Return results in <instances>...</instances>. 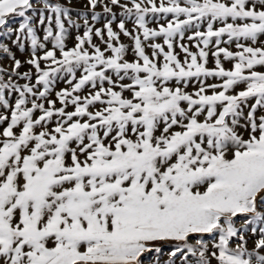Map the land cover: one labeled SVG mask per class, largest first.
I'll return each mask as SVG.
<instances>
[{"label":"snow or ice","instance_id":"snow-or-ice-1","mask_svg":"<svg viewBox=\"0 0 264 264\" xmlns=\"http://www.w3.org/2000/svg\"><path fill=\"white\" fill-rule=\"evenodd\" d=\"M98 6L0 0V264H264V0Z\"/></svg>","mask_w":264,"mask_h":264},{"label":"rangeland","instance_id":"rangeland-1","mask_svg":"<svg viewBox=\"0 0 264 264\" xmlns=\"http://www.w3.org/2000/svg\"><path fill=\"white\" fill-rule=\"evenodd\" d=\"M61 3H63L66 7L70 8L71 10V15L73 20L75 21V23L80 25L79 30L75 29V28H71L68 27V25L66 24V28H68V38L66 41L67 47L68 48H72L75 44V37L77 35H82L83 31H84V16L87 17V19L89 20V24L92 25L94 24L95 28H103L104 23L111 18V16L109 14H105L103 12V7L102 6H98L97 9L95 10L97 13L100 14V19L97 21H92L91 17H92V12L86 8L85 6L87 5L88 0H60ZM105 2H107V0H105ZM122 3L125 2V0H121ZM121 9L118 7H113V12L116 13L117 19L116 21L113 23V29L114 31H119L117 24L119 23V20L121 18L120 14H121ZM159 23H164L163 20L159 21ZM126 27L131 31L134 28V23L132 21H128L126 23ZM149 27H157V23L153 22L150 18H149ZM38 35L42 38L43 36V31L42 28L41 30L38 32ZM106 35H105V39H106ZM120 42L123 43L128 49V54H127V59L129 61L133 60V53H132V45H133V41L129 38V37H125L123 34L120 35ZM158 42H162V41H158ZM0 43H6L8 44V46L11 48V51L13 52V54L15 55L16 59H19L22 63V67L19 69V71L21 73L29 71L31 66L28 65L26 63V61L28 59L31 58L30 56V45H26L25 51L21 52L19 51L15 46L12 45L10 40H7L6 38H0ZM93 43L99 45L101 47V49L103 50L105 48V45L101 43L100 39L97 37H93ZM48 47L51 48V44H48ZM232 51H236L235 45H232L231 47ZM146 51L148 52L149 55H151V50L150 49H146ZM177 51H179V49H177ZM192 51H197V49L195 47H192ZM42 55L41 53H38ZM107 54V53H106ZM57 55H59V53H57ZM181 59H183V54H181ZM12 61L11 59H9L6 54H0V67H3L9 71H11L10 65H11ZM42 67H45L44 62H41ZM208 67L209 68H214V61L213 58L209 57V63H208ZM224 67L226 69H231L232 68V64L230 62H224ZM32 72L34 73L35 70L32 69ZM79 75V74H78ZM14 82H18L19 84H24L26 81L24 80H20L16 77L13 78ZM209 83H217L218 81L209 79L208 81ZM65 88H70V85H68L65 80L63 79H57L56 82L54 83L53 86V91L52 94L49 96V99L55 101V106L56 108L61 107L55 93L61 91L62 89ZM194 89L192 87H189L188 91L191 92ZM86 93H81V95H84ZM210 94V93H209ZM10 99L11 102L14 103L15 99H16V94H12L10 97H8ZM47 107V104H46ZM74 109L72 108V106H69L67 108V111H73ZM248 109H245V113H247ZM0 111H4L5 114H7L6 110L0 109ZM39 113H37L38 115ZM259 115V113H258ZM243 123V121H242ZM6 127L5 125H0V131H3V128ZM241 133L242 135H244L245 138H247V133L243 131V129H241ZM238 220H242L243 218L238 217ZM239 226V225H237ZM251 227V226H250ZM256 236H253L251 234V232L248 233V239H249V247L251 248L253 246V241L256 239ZM164 259H167V257L165 256Z\"/></svg>","mask_w":264,"mask_h":264}]
</instances>
